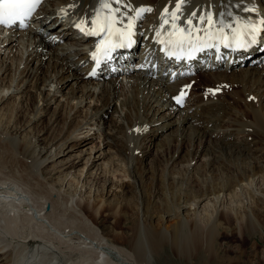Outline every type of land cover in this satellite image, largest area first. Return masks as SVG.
Here are the masks:
<instances>
[{"label": "bare ground", "instance_id": "6f19581e", "mask_svg": "<svg viewBox=\"0 0 264 264\" xmlns=\"http://www.w3.org/2000/svg\"><path fill=\"white\" fill-rule=\"evenodd\" d=\"M177 2L178 0H41L23 24L18 22L0 25V106L8 103L11 98L18 99V112L23 114V108L28 104L30 114L32 112V123L40 122L50 106L56 104L50 119L63 117L65 126L63 139L55 145L57 137H52L47 145L37 146L34 159L27 166L28 169L25 167V171L32 173L30 180H33L34 175L35 179L38 178L37 181L33 180L34 183L39 182L37 185L41 186L37 187V192H33L43 195L39 197V201L37 199L39 206L26 203L21 195L22 185L28 179L23 180L24 184H18L19 179H15L16 183L12 180L14 188L6 186L0 192V203L8 199L6 194H10L18 201V206L22 205L21 210H27L20 211L21 215L17 218L14 214L18 206H13L17 209L13 216L8 210L0 212V264H132L129 260L135 264H156L167 245L177 251L181 246H189L190 241L198 248L211 247L218 234L228 229L225 222L229 219H240L247 229H254L255 225L263 228L260 221H264V207L261 213L255 210L253 218L250 212L237 214L225 202L231 199L228 197L226 200L227 195L236 196L234 187H238L239 182L247 178L250 180L252 175L264 172V165H252L236 177L227 175L226 178H221L223 180L218 179L213 183L209 180V187L207 184L202 186L193 196L184 192L182 202L181 197L172 192L171 203L179 206V209L186 208L187 201L192 197V202L188 204L190 217H183L182 221L180 217L177 222L166 221L171 212L156 217L152 211L153 203L150 205L145 199L146 190L143 189L140 200L131 189L133 183L137 181L140 184L143 179V156L151 148L162 154L164 146L166 150L170 147V141L166 144L158 143L157 138L172 126L182 133L186 125H190V131L198 140L194 155L201 156L200 166L210 171L221 163L220 157L215 155V148H210L209 139L212 137L219 140L226 149L242 151L245 149L240 148L246 146L247 150H251L250 144L241 145L234 140L235 134L241 130L231 126V121L224 117L226 111L222 116L216 115L215 110L220 104L212 102L215 99H206L207 96L204 99V95L193 92L195 81L199 83L201 80L205 86L237 85L241 94L237 93L235 96L244 95L238 97L243 100V105L251 116L247 127H252L253 135L264 142V0H183L179 11L176 9ZM105 4L109 7H104ZM139 9L151 11H144L137 17ZM174 12L175 19L172 16ZM112 20L119 22L112 25L108 33L119 36L130 32L135 38V44L132 50L118 54L113 62L102 61L95 64L87 46L99 39L94 33L101 25H110ZM253 27L256 28L255 34L261 32L259 39L251 34ZM80 28L90 33L85 39L78 32ZM246 28L248 34L243 37L247 41L245 49L232 52L235 48L233 37L240 35ZM178 37L183 38V48L189 52L185 60L172 56L163 58L164 54L160 53L162 45L174 44ZM224 37L231 46L226 47V43L220 40ZM211 50H215L217 58L210 53ZM18 57L20 61L14 65ZM247 60H250V64L243 65L242 62ZM196 73L199 75L190 77ZM3 106L0 107V116H3ZM212 111L216 113L213 115L210 113ZM210 117H213L214 129L208 127ZM219 124L221 128L216 129ZM93 136L98 139L99 154H89L83 162L82 170L92 168L99 159L104 158V148H108V151L113 149V154H109L110 158L121 155V162L111 171L110 177L105 178L109 172L106 168L98 175L95 172L93 176L95 182L100 177L104 178L103 191L106 189V199L101 194L93 198H83V194L70 195L72 214H69V222L60 209L65 204L68 210L67 201L65 202L67 196L60 195V192L53 193V187L43 181V173L49 164L50 172L60 169L62 166L53 164L58 159L66 166L65 169L75 168L82 157H74L72 152L86 146ZM184 137L182 134L173 137V159L181 154L179 150ZM193 146L190 142L188 148L193 151ZM261 148H254L253 151L263 154L258 150ZM194 155H189V162L196 161ZM256 155L258 154L251 156L258 159ZM75 160L78 161L76 164ZM194 164L193 168H196ZM167 165L168 162L163 164L164 170ZM184 168L188 170V167ZM167 170V173H174V167ZM116 171L121 172L123 177L118 178ZM13 174V177L9 175V180L10 177L14 178ZM68 174L70 173L66 171L64 176ZM16 176L24 179L21 175H15V178H19ZM26 176L25 178H30ZM163 176L155 174V182L160 184L161 191L166 184ZM171 178L169 184L174 183L175 178ZM129 179L133 185L128 182ZM2 181L0 186L4 183ZM34 183L32 188L37 186ZM245 183L246 185L243 184L247 186V181ZM260 188L256 195L250 190L253 197L264 198V185ZM39 189H44L41 194ZM232 192L234 195L230 194ZM128 193L133 195L129 198ZM162 195L158 194L157 197ZM111 197L113 199L108 200ZM47 201L50 206L43 208ZM203 202L205 203L202 204ZM135 204L136 212L133 213L130 210ZM201 204L200 211H208L206 216L204 214L205 217L208 216L206 222L198 211ZM38 207L41 209L38 210ZM164 207L168 210V204H164ZM14 208L10 210L14 211ZM101 217H110L116 224L123 220L128 233L118 229L115 224L103 227L99 222ZM55 241L58 246L54 245ZM70 242L79 248L80 256L75 257L59 249L62 247L60 244H66L70 248Z\"/></svg>", "mask_w": 264, "mask_h": 264}, {"label": "rangeland", "instance_id": "374dc122", "mask_svg": "<svg viewBox=\"0 0 264 264\" xmlns=\"http://www.w3.org/2000/svg\"><path fill=\"white\" fill-rule=\"evenodd\" d=\"M18 61H20L19 57L16 58L14 65H17ZM21 61L23 62L24 58ZM249 61L250 60H247L242 63H244L243 65L250 64ZM197 75L199 74L196 73L190 77H194ZM216 86L214 84L205 86V84H203V82L200 80L199 83L195 81L192 89L194 93L204 95L203 97L204 99L207 96L206 99H208V97L209 99L211 98V100L215 99V100H212V102L215 101L216 104L217 102H218V105L220 104V106L222 107V109H220V106L218 107L220 112L217 109L215 110L217 113L215 111L214 112L212 111L213 113L212 112L210 113L213 115L216 113V115L222 116L224 114V111H226L224 117L227 118L229 121H231L230 122L231 126L235 127V129L240 128L239 130H241L240 133L238 132L237 134H235L236 136L234 137V140L237 141L241 145L245 143L250 144L251 150H247L246 146L243 148H240V149H245L242 151L229 150V149H226L223 145H221L219 143V140H216L215 137L214 138L212 137L211 139H209L210 148H213V147L215 148L216 150L215 155L220 157V162L222 164L220 163V164L215 165L214 170L210 171L207 168H204V166L203 167L200 166L202 164L200 162V159L202 157L201 156L197 157L196 155H194V152L197 150V147H198V144H197L198 140H197V136L193 132H191L192 130L190 129V125H186V128H185L186 130L185 129L182 130V133L180 129L177 132L175 126H172L171 129L168 131L164 130L163 132H161V134L157 138V142L166 144V142L168 143L170 141L169 143L170 147L167 144L166 146H168L169 148L166 150L164 146L163 147L164 150L162 149L163 150L162 154L157 153L154 148H151V150L147 152L146 155L143 156V160L141 161L142 166H144L143 167L144 174H143V179L141 180L140 184L136 181V183H133L134 184L133 185L131 183L132 178L131 180L129 179L128 182H130L133 185L131 189L133 190L135 195H137V197L140 200H141V196L143 193V189L146 190L147 197L145 199L147 200L148 203H150V205H152L153 203L152 211L156 215V217H160V216H163V214L165 213L171 212L170 216L166 218L167 222L169 221L177 222L180 217H181L180 221H182L183 217L188 218L190 217V213H191L189 212L190 207L188 204L192 202V197L189 201H187L186 208L184 207V208L179 209V206L173 205L171 203L170 197L172 196V192L179 195L181 197V202H182L183 195L185 193L188 195L189 193H191L193 196L194 192H197L198 190H200L202 186L204 187L208 185L207 187H209V185L213 183V181H219L218 179H220L221 181L224 178H226L225 176L227 175L236 177L238 173L239 174L242 173V170L244 171L245 168H250V166L252 165H255L256 167L257 166L262 167V165H264V155H263L264 154V149H263L264 142L262 141V139L257 140L258 138L253 135L254 129L252 127H247V125L251 122V116H249L250 114L248 113L247 108L245 107V105H243V100L239 98V97H242L243 94L235 96V94L240 93L238 92L239 87H237V85H232V84H226V85L221 84V85H216ZM5 90L7 92V89ZM17 102H18V99L15 100V98H11L9 99L8 103L1 104V106L2 105L4 106H3V110L1 111V113L3 112V116H0V168H1L0 181L3 180L2 182L4 183L6 182V183L5 184L3 183L0 186L1 188L0 192L2 190L4 191L5 189H3V187H6V186L8 188L9 186L14 188V186H12L13 185L12 180H14V182L16 183L17 181H15V179L16 180L19 179L17 183L20 184V182L23 183V180L28 179V180H25L26 181V183L24 182L25 184L23 183L24 186L22 185V188L24 190L22 189L23 192L21 195L26 200L25 201L26 203L29 202L30 205L32 204L37 207L39 206L37 202L43 195L40 196L33 192L35 191L37 192V189L39 187L41 188V186L38 187L37 184L39 182L34 183V181L38 180V178L35 179L34 175H33V180L34 179L35 180L34 181L30 180L32 179V173H29V170L25 171V169L27 168V166H29L30 162L34 159L36 148L38 149L37 146L47 145V143H49L52 137H57V139L54 141L55 145H57L63 139L64 134H65L64 133L65 126L63 123L64 120H63V117H56V118H53L52 120L50 119L51 118L50 116L52 115V112H53V108L56 105V104H53L52 106H50L48 111H46V115L41 119L40 122L31 123V121L33 120L31 117L32 112L30 114L29 105L28 104L25 105L23 108V114H19L18 108H17ZM214 126L215 124H214L213 117H210L208 121V127L210 129L211 128L214 129L215 128ZM220 126L221 124H219L216 127V129L221 128ZM180 134H182V137L185 136L184 137L185 139L183 138L181 145H180L181 149L179 150V154L180 153L181 154L177 158L173 159L172 156L175 154L174 153L175 152V142L173 141V137L176 135H180ZM190 138L192 141L190 140ZM92 140H90V142L86 146L77 148L74 150V152H72L74 157H77V156L82 157V160L80 161V163H78L75 166V168L65 169L66 166H63L64 165L62 164L63 162H59L61 161V159H58L53 164L57 165L58 167L62 166L60 169H57V171L52 170V172H50L51 169H50V164H49L47 166L48 168L46 167L47 168L46 172L43 173L44 180L43 179L42 180L47 181V184L50 185V186L48 185L49 187H53L54 189L53 193L60 192V195L63 194V196L64 195L67 196L65 202L67 201L68 210L65 208L64 206L65 204L62 205V207L60 208L64 213V218L65 217L69 218L71 216L69 214H72V210H70L72 209L70 207V200H69L70 195L77 194L78 196H80L83 194L82 195L83 198L87 196L93 198L101 194L103 199H106V194H105L106 189H104L105 191H103L104 178L100 177V179L97 182H95V180L93 179V176H95V172L98 175V173H100L103 168H106L107 171L109 172L106 173L105 178H108L111 175V171L115 170L121 162L120 161L121 155H118V156L115 155V157L110 158L109 154L110 155L113 154L114 152L112 151L113 149H110L108 151V148H104L106 152V156L104 158L99 159L96 162V165L93 166L92 168H89L88 170L87 168H85L82 170L83 162L88 157L89 154L91 156H97L99 154V152H97L99 148L98 139H95V136H93ZM190 142H192V144L194 145L193 151L188 148L190 145ZM203 144L205 145V143L202 142V145ZM257 147H262L261 149H258V150L263 152V154L253 151L254 148L256 149ZM101 148L103 147L101 146ZM80 150H82V152H80ZM253 153L258 154L256 155L258 159H256V157H253L254 156ZM191 154L194 155L195 157L194 159H196V161L195 160L194 162L188 161L187 158H189V155ZM260 157L261 159H259ZM74 162L76 164L78 161L75 160ZM167 162H168L167 168L166 170H164L163 164H166ZM171 162H173L172 165H171ZM193 164H194V167L196 168H193ZM172 167H174L173 174L175 175L177 174L178 176L177 175L174 176L173 174H170V172L167 173L169 171L167 169L168 168L171 169ZM184 167H188V170L190 171L188 172V170ZM14 168L17 171H15ZM224 169H226L227 172L224 171ZM12 170H14L15 173ZM27 171H28V174H27ZM66 171L67 173H70V174H68L65 177L64 173H66ZM11 172L12 174L14 173L13 174L14 178H11L13 177ZM24 173H26V175L30 178H25L26 175ZM262 173H256L255 175H252L251 177H249L250 180H252V182L248 178L243 180V182H239L240 184L238 183V187L237 186L234 187L235 189L234 193L235 192L237 193L235 194L236 196H234L235 198L231 195H227L226 200L228 197L229 198L231 197V199H229L228 201L225 200L226 201L225 204L227 206L229 205L233 209V211L236 212L237 214H240L242 212H248V213L250 212L252 214L255 210L257 213H261V210L264 207V198H259V196L253 197L252 193L257 194L258 190L260 191L261 189L260 187L261 186L263 187L264 172L262 171ZM29 174H31V176ZM152 174H154V176ZM155 174L159 176L164 175L163 178L166 184L164 186L165 189L162 191L160 190V184L155 182L156 181ZM9 175L11 176L10 180H9ZM15 175H21V178L24 177V179L22 178L21 180L20 176H16L19 178H15ZM115 175L118 178L123 177V174L119 171H116ZM171 177L175 178L173 180L174 183L169 184L172 179ZM7 178L8 180H6ZM209 180L211 183H208ZM246 181H247V186H245ZM250 182L252 183V185H250L251 184ZM33 183H34V186L37 185L35 188H32ZM168 184H169V187H168ZM248 185H250V187ZM15 187L18 188V185L17 186L15 185ZM248 187H249V190H248ZM43 190L41 189L40 193L39 191L38 193L41 194ZM237 190H240V191H237ZM250 190L252 191V193ZM131 193H128L127 197L130 198L133 195ZM234 193L232 192L230 194L234 195ZM158 194H163V195L158 198L157 197ZM9 195L10 194L5 195L8 198V199H5L6 202L4 201L3 203H0V212L1 213L7 212L8 210V212L10 211L11 215L13 216V214L17 210L16 208H18V210L15 213L16 215L14 214V217L17 218L19 215H21L19 213L24 212V211L26 212L27 210H24V211L21 210L20 208L22 207V205L18 206L19 204V203L17 204L18 201H16V199L15 200L13 199L14 198L13 195H10V196ZM43 199L41 200L44 202L45 199L44 200ZM110 199L112 200L113 198L111 197L108 200ZM249 199L251 200V202ZM68 200H69V203H68ZM8 201L10 202V204ZM204 203L205 202H203L202 204ZM164 204H168V210L165 209ZM202 204L200 205V208L198 209V211L201 210ZM48 205L50 206L49 201L45 202L43 208L48 207ZM13 206H18V207L14 208ZM13 208H14V211H12ZM40 209L41 207H38V210ZM135 209H136V204L132 205L130 211L135 213L136 212ZM206 211H202L204 213L200 211L201 212L200 217L205 222L208 219V216L205 217L206 214L208 213V211L207 212ZM139 212L141 216L142 214L141 206L139 207ZM68 218H65V219L69 220L70 222V218L69 219ZM253 218H254V215H253ZM99 222L105 228L111 226L112 224L113 225L115 224L117 225L118 229H120L121 231H124L126 234L129 231L127 230V228H125L126 225L123 220L119 224H116L113 222V220L110 217L108 218L101 217L99 219ZM260 223L263 224L262 229H260L261 226H257V225H255L254 229H247L243 225V222L240 219L239 220L229 219L228 222H225V227L228 228L226 230L227 232L221 231V233L218 234V236L216 237V241L213 243V245H211V247L209 246L208 248V246H204L202 248H198L197 246L193 244L192 241H190L188 244L189 246H181V248L179 247L177 251L167 245L164 248V250L161 251V254L158 260L159 262H156V264H264V221H260ZM98 232L100 233L101 230L99 229ZM71 243L72 242L68 243L70 248L66 247V244L65 245L60 244V246L62 247L59 246L60 247L59 249L62 250L63 252L71 254L72 256L74 255L75 257L80 256L79 248L76 247V244L73 245V243L72 244ZM54 245L58 246L59 244L57 241H55ZM63 246L67 248L66 251H65L66 248H63ZM78 253L79 255H77ZM129 261L130 263L133 262L132 264H135L134 261L132 260H129Z\"/></svg>", "mask_w": 264, "mask_h": 264}, {"label": "snow or ice", "instance_id": "6c2138e0", "mask_svg": "<svg viewBox=\"0 0 264 264\" xmlns=\"http://www.w3.org/2000/svg\"><path fill=\"white\" fill-rule=\"evenodd\" d=\"M41 3V0H0V25H12L16 21H20L21 24H23V21L26 17L30 16L36 9V7ZM181 3H183V0H178L176 9L179 11ZM104 7H109L108 4H105ZM118 12L119 9H116ZM144 11H151V9H139L137 10V17L141 15ZM173 19L176 18V13H172ZM203 19V18H202ZM118 20H112L111 24H105L101 25L99 31L100 32H106L111 30V26L118 23ZM209 22H211V17L209 16ZM167 23V21H165ZM190 23V21H189ZM256 32V28H251V34L254 36ZM94 34H99L98 32ZM248 34V29H244L240 33V38L237 39V37H233L234 40L237 42L238 47H245L247 44V41L243 39L245 35ZM176 43H183V41H177ZM226 47L231 46L230 44H225ZM97 51H100L98 48ZM109 49H104L103 54L107 56L109 54ZM93 59L97 58L96 52L93 54ZM99 60L97 59V64H99ZM180 102L179 99L177 101Z\"/></svg>", "mask_w": 264, "mask_h": 264}]
</instances>
